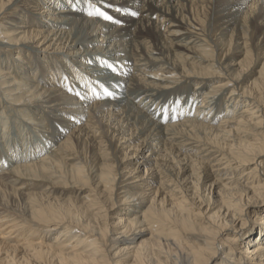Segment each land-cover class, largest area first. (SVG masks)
<instances>
[{"label": "bare ground", "instance_id": "obj_1", "mask_svg": "<svg viewBox=\"0 0 264 264\" xmlns=\"http://www.w3.org/2000/svg\"><path fill=\"white\" fill-rule=\"evenodd\" d=\"M0 264H264V0H0Z\"/></svg>", "mask_w": 264, "mask_h": 264}, {"label": "snow or ice", "instance_id": "obj_2", "mask_svg": "<svg viewBox=\"0 0 264 264\" xmlns=\"http://www.w3.org/2000/svg\"><path fill=\"white\" fill-rule=\"evenodd\" d=\"M105 7H107V5H105ZM121 9L117 8L116 11L119 12ZM89 16H100L103 17L104 20H108V21H113V17L111 15H106L104 12L100 11L99 9H96L94 11H90L88 13ZM133 15H135V13H133ZM114 23L116 21H113ZM108 67H111V65H107ZM105 95L106 96H111L112 93L108 92L107 90L105 91ZM99 98V97H97Z\"/></svg>", "mask_w": 264, "mask_h": 264}, {"label": "rangeland", "instance_id": "obj_3", "mask_svg": "<svg viewBox=\"0 0 264 264\" xmlns=\"http://www.w3.org/2000/svg\"><path fill=\"white\" fill-rule=\"evenodd\" d=\"M39 141H40V140H39ZM119 204H120V201H119ZM117 207H118V206H117ZM251 215H252L251 218H253V215H254V214H251ZM111 221H116V219H113V218H112ZM246 241H247V240H246L245 238H243L242 240L239 239L238 242H239V243H240V242L242 243V242H246ZM243 244H244V243H243Z\"/></svg>", "mask_w": 264, "mask_h": 264}]
</instances>
